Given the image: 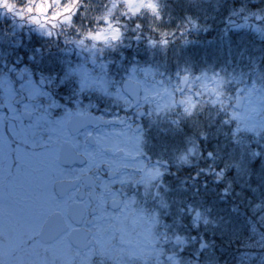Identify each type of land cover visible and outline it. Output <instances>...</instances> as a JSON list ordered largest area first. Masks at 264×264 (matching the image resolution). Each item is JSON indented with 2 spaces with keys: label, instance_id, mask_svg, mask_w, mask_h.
I'll return each instance as SVG.
<instances>
[{
  "label": "snow or ice",
  "instance_id": "1",
  "mask_svg": "<svg viewBox=\"0 0 264 264\" xmlns=\"http://www.w3.org/2000/svg\"><path fill=\"white\" fill-rule=\"evenodd\" d=\"M225 242L264 264V0H0V264Z\"/></svg>",
  "mask_w": 264,
  "mask_h": 264
},
{
  "label": "trees",
  "instance_id": "2",
  "mask_svg": "<svg viewBox=\"0 0 264 264\" xmlns=\"http://www.w3.org/2000/svg\"><path fill=\"white\" fill-rule=\"evenodd\" d=\"M226 13H221L219 15H216L214 20H210L209 23L213 24V30L210 31L207 34H201L197 39L199 40V47L195 49L197 52H212L215 51L216 46L218 44V34L220 32V29L224 26L223 25V15ZM196 39L195 37H193ZM247 206L245 208H242V213L245 212ZM249 216V222L256 225L258 228L260 226V221L256 218L255 215H253L250 211L248 212ZM244 219V215L242 214L241 220ZM258 235V233H257ZM218 255L221 257V264H237V261L239 259V253L237 251L236 244H232L231 246H228L227 242H225L224 245L219 246V252Z\"/></svg>",
  "mask_w": 264,
  "mask_h": 264
}]
</instances>
